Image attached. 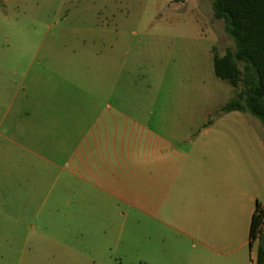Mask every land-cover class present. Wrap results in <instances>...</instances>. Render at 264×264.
<instances>
[{
	"label": "rangeland",
	"instance_id": "1",
	"mask_svg": "<svg viewBox=\"0 0 264 264\" xmlns=\"http://www.w3.org/2000/svg\"><path fill=\"white\" fill-rule=\"evenodd\" d=\"M212 2L0 0V264H221L165 218L69 201L79 145L118 148L129 200L147 194L137 164L153 154L264 164L261 122L221 112L239 88L213 72L235 45ZM174 223L185 235L194 226Z\"/></svg>",
	"mask_w": 264,
	"mask_h": 264
},
{
	"label": "crops",
	"instance_id": "2",
	"mask_svg": "<svg viewBox=\"0 0 264 264\" xmlns=\"http://www.w3.org/2000/svg\"><path fill=\"white\" fill-rule=\"evenodd\" d=\"M104 146L94 150L86 146V152L82 145L75 148V167L70 173L73 180L69 183L72 205L88 200H94L95 208H99L97 202L126 203L139 215L165 218L166 228L197 241L203 255L222 257L221 264H255L252 251L256 245L249 248L248 231L255 206L264 209V164H171L166 158L165 164H157L153 154L149 164H137L139 172L148 174V181L140 184L143 191L147 188V194L139 189L129 200L124 197L123 179L116 172L123 165L117 162L118 148L112 147L111 157ZM89 190L98 194H88ZM79 205L74 212H83L84 204ZM182 216L189 217L194 225L188 235L174 223Z\"/></svg>",
	"mask_w": 264,
	"mask_h": 264
},
{
	"label": "trees",
	"instance_id": "3",
	"mask_svg": "<svg viewBox=\"0 0 264 264\" xmlns=\"http://www.w3.org/2000/svg\"><path fill=\"white\" fill-rule=\"evenodd\" d=\"M214 18L222 20L234 49L213 56L214 75L239 88L222 113L248 112L264 128V0H213ZM249 248L256 245L255 264H264V209L257 204L251 217Z\"/></svg>",
	"mask_w": 264,
	"mask_h": 264
}]
</instances>
